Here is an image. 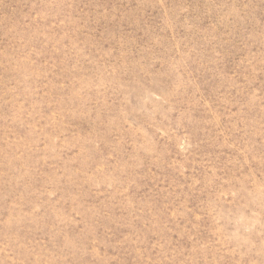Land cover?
<instances>
[{
	"label": "rangeland",
	"instance_id": "1",
	"mask_svg": "<svg viewBox=\"0 0 264 264\" xmlns=\"http://www.w3.org/2000/svg\"><path fill=\"white\" fill-rule=\"evenodd\" d=\"M0 264H264V0H0Z\"/></svg>",
	"mask_w": 264,
	"mask_h": 264
}]
</instances>
